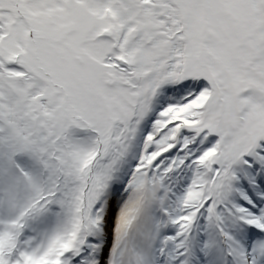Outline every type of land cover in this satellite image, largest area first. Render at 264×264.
<instances>
[{"label": "snow or ice", "instance_id": "snow-or-ice-1", "mask_svg": "<svg viewBox=\"0 0 264 264\" xmlns=\"http://www.w3.org/2000/svg\"><path fill=\"white\" fill-rule=\"evenodd\" d=\"M0 264H264V0H0Z\"/></svg>", "mask_w": 264, "mask_h": 264}]
</instances>
